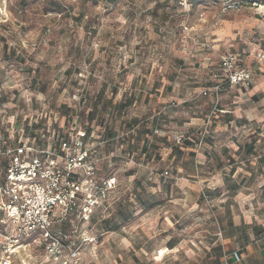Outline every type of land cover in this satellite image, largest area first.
Here are the masks:
<instances>
[{"label": "rangeland", "instance_id": "374dc122", "mask_svg": "<svg viewBox=\"0 0 264 264\" xmlns=\"http://www.w3.org/2000/svg\"><path fill=\"white\" fill-rule=\"evenodd\" d=\"M222 3L0 0V133L95 125L109 139L98 147L99 172L115 175L119 185L90 221L62 226L77 229L72 264H201L204 246L215 242L209 195L192 206L173 176L196 166L188 144L214 141L223 92L213 87L225 82L220 57L242 53L208 41V27L225 15ZM258 51L242 63L255 69ZM246 152L264 154V142ZM211 164L217 166L215 157ZM165 171L169 177L159 183ZM0 228L6 235L10 223ZM12 264L64 263L35 243L20 248Z\"/></svg>", "mask_w": 264, "mask_h": 264}, {"label": "built area", "instance_id": "2783aa9c", "mask_svg": "<svg viewBox=\"0 0 264 264\" xmlns=\"http://www.w3.org/2000/svg\"><path fill=\"white\" fill-rule=\"evenodd\" d=\"M245 8L264 15V0H225L221 14ZM257 58L264 61V51L258 52ZM220 62L224 83L234 87L252 85L253 71L238 54H224ZM224 83L213 87L216 95ZM102 134L95 125L90 129L72 125L64 134L49 130L42 145L36 138L20 136L18 145L0 150V155L6 157L0 168V213L4 216L0 224L10 223L6 235L0 228V264H12L20 248L35 243L55 261L72 264L78 260V249L72 248L77 229L69 233L62 226L73 225V218L77 222L90 221L97 209L110 206L119 185L115 175L100 176L102 158L98 147L105 143ZM176 139L181 142L183 137ZM160 176L165 179L169 173ZM203 197L208 198L205 193ZM234 258L240 261L238 252Z\"/></svg>", "mask_w": 264, "mask_h": 264}, {"label": "crops", "instance_id": "0c3cea01", "mask_svg": "<svg viewBox=\"0 0 264 264\" xmlns=\"http://www.w3.org/2000/svg\"><path fill=\"white\" fill-rule=\"evenodd\" d=\"M207 36L216 47L241 51L242 62L248 52L250 60L253 49L264 51V15L251 8L225 14L208 27ZM257 61L255 69L247 66L253 71L250 87L222 91L218 104L222 114L210 135L214 141L199 148L197 144L186 146L197 153L192 157V165L198 158L195 168H178L173 176V184L193 202L207 193L208 205L216 213L219 230L215 242L212 239L204 246L201 264H264V154L246 152L247 148L256 152L257 143L264 142L259 138L264 136V61ZM212 157L217 161L215 167ZM155 188L161 190L162 185ZM193 202L192 206L199 205ZM235 252L241 257L238 262Z\"/></svg>", "mask_w": 264, "mask_h": 264}, {"label": "trees", "instance_id": "16d2710c", "mask_svg": "<svg viewBox=\"0 0 264 264\" xmlns=\"http://www.w3.org/2000/svg\"><path fill=\"white\" fill-rule=\"evenodd\" d=\"M226 84L229 85L227 82L224 83L223 89L220 92L226 89L224 86ZM71 126L72 125H56V123H49L48 125H27V127L22 128L21 132H19L17 135L14 134L12 135L10 133V130L6 129L5 135L0 133V150H4L9 146L18 145L20 136L36 138L38 144L42 145L43 141L41 140L44 139V135L47 136L49 130L64 134L67 130H69ZM80 126L82 128L90 129V125H80ZM102 139L105 141V143L109 142V139H107L106 136L102 135ZM5 162H6V157L0 155V168H2L5 165ZM159 178H161L158 181L160 183L163 178L161 176Z\"/></svg>", "mask_w": 264, "mask_h": 264}]
</instances>
